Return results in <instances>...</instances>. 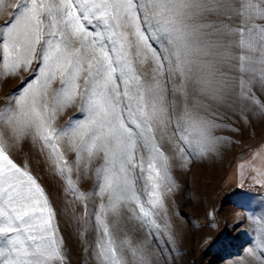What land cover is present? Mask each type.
I'll use <instances>...</instances> for the list:
<instances>
[{
  "label": "snow or ice",
  "instance_id": "6c2138e0",
  "mask_svg": "<svg viewBox=\"0 0 264 264\" xmlns=\"http://www.w3.org/2000/svg\"><path fill=\"white\" fill-rule=\"evenodd\" d=\"M0 16V79L31 77L0 107V264L65 260L44 188L11 155L26 142L83 204L85 231L94 218L102 264H128L124 245L134 257L138 249L115 238L109 217L127 211L149 235L160 230L174 185L162 142L186 167L193 143L201 158L215 152L220 108L240 101L264 111L252 92L254 82L264 88V0H0ZM77 104L79 116L57 127ZM66 151L78 179L81 166L86 176L102 160L95 212ZM248 166L264 186V150ZM254 224L262 238L239 264H264V225Z\"/></svg>",
  "mask_w": 264,
  "mask_h": 264
},
{
  "label": "rangeland",
  "instance_id": "374dc122",
  "mask_svg": "<svg viewBox=\"0 0 264 264\" xmlns=\"http://www.w3.org/2000/svg\"><path fill=\"white\" fill-rule=\"evenodd\" d=\"M11 2L14 0H6V3ZM5 19L6 16H0V25ZM209 19L215 20L216 17ZM30 78L28 73H24L22 77L0 79V107L7 93L21 88L22 79ZM252 92L264 103V88L259 83L252 84ZM78 108V104L70 108L57 122V127L63 126L69 117H78ZM218 111L222 114L220 122L225 127L215 132L221 140L212 155L201 158L196 154L198 149L193 143L188 149L190 162L183 167L181 158L172 147L162 142L169 157L174 185L167 186L171 192L165 196L166 217L163 214L156 217L159 231L149 235L148 227L130 220L127 211L109 217L115 238L118 241L131 240L132 248L138 249L134 257L129 247L124 245L123 255L130 260L128 264H138L141 255L150 259L151 264H239V258H247L246 249L256 248L257 241L262 238L254 221L264 225V186L254 182V173L248 162L254 153L264 150V111L240 101L232 108H220ZM248 113L253 118L246 119ZM218 152L223 165L217 174L212 176L214 166L211 167V161L206 162L203 170H198L196 163L209 161L210 156L215 159ZM11 155L21 166L27 162L31 174L44 188L56 212L55 223L63 238V264H102L97 257L95 220L91 219L85 231L84 206L76 202L71 193H65L66 180L53 174L49 163L30 143L26 142L21 150ZM66 155L73 168L71 179L77 182L80 191L89 193L88 209L90 213L95 212V206L101 201L93 194L97 183L94 170L102 160L94 161L86 176L81 166L78 179L73 163L75 154L66 151ZM256 163L259 167L261 162ZM141 184L142 181L137 184L138 189ZM167 187L164 189L166 193ZM260 251L257 249V256Z\"/></svg>",
  "mask_w": 264,
  "mask_h": 264
},
{
  "label": "bare ground",
  "instance_id": "6f19581e",
  "mask_svg": "<svg viewBox=\"0 0 264 264\" xmlns=\"http://www.w3.org/2000/svg\"><path fill=\"white\" fill-rule=\"evenodd\" d=\"M253 113H255V112H251V114H253ZM250 113H248L247 115H246V119H251V118H253V116L251 115ZM241 121V120H240ZM252 122V121H251ZM250 124V123H249ZM240 127V126H239ZM242 131V130H241ZM175 153V152H174ZM212 155V154H211ZM211 157L212 156H210V158L208 159L209 161H203V163H196V165H197V168H198V170H203L204 168H205V164H206V162H210L212 165H211V167H213L214 166V168H213V170H214V172H213V174H212V176H214V174H217L220 170H221V168H222V163H223V161H222V158H221V154H220V152H218V154H216V155H214V157H215V159L214 158H212L211 159ZM174 158V157H173ZM173 160V159H172ZM209 164V163H208ZM175 166V165H174ZM193 166H195V165H193ZM174 169V168H173ZM200 172V171H199ZM194 175V174H193ZM192 175V176H193ZM191 176V175H190ZM206 189V188H205ZM206 192V191H205ZM203 193V192H202ZM168 198V200L170 199L169 197H167ZM167 200V199H166ZM170 212V211H169ZM173 218V217H172ZM175 220V219H174ZM171 225V224H170ZM168 227V226H167ZM168 229V228H167ZM126 251V250H125ZM124 253V252H123ZM130 255V254H129ZM130 257V256H129ZM128 261H130L129 259H128Z\"/></svg>",
  "mask_w": 264,
  "mask_h": 264
}]
</instances>
